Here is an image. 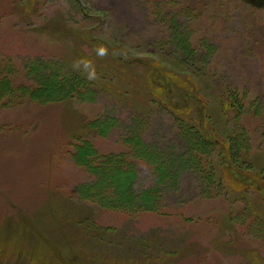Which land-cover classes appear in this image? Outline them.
Instances as JSON below:
<instances>
[{"label":"rangeland","instance_id":"rangeland-1","mask_svg":"<svg viewBox=\"0 0 264 264\" xmlns=\"http://www.w3.org/2000/svg\"><path fill=\"white\" fill-rule=\"evenodd\" d=\"M172 118L210 179L178 164L139 211L81 197L80 141L177 163ZM0 264H264V0H0Z\"/></svg>","mask_w":264,"mask_h":264},{"label":"trees","instance_id":"trees-1","mask_svg":"<svg viewBox=\"0 0 264 264\" xmlns=\"http://www.w3.org/2000/svg\"><path fill=\"white\" fill-rule=\"evenodd\" d=\"M60 88L64 90L62 86ZM50 95H53V93L48 92L45 97ZM172 121L178 131H181L186 138L189 134V142H192L187 143V146H190L187 152L189 156L180 159L177 163L169 159L163 165H160V159L157 158L153 151L149 150L147 152L145 145L142 144L135 134L131 135V139L127 138V136L124 138V141H128V152L111 151L107 154L99 155L90 142L86 140L80 141L76 145V150L82 160L80 163L85 165L92 175V182H89L88 187L82 188L81 192L83 194H81V197L84 200L99 203L106 208L139 211L155 207V204L163 196L166 187L176 180V176L173 173L174 169L178 170V164H180V168L192 170L200 180L206 181L210 179L213 172L210 168L211 165L207 166L205 164L203 148L205 145L212 143V141H209L203 134L183 120L172 118ZM93 122L96 126L97 123L101 124L99 127H101L102 134L110 131L115 125V122L111 119L103 122L98 120ZM139 163L150 165L154 173L155 183L152 187L141 189L136 194L132 185L136 180Z\"/></svg>","mask_w":264,"mask_h":264},{"label":"clouds","instance_id":"clouds-1","mask_svg":"<svg viewBox=\"0 0 264 264\" xmlns=\"http://www.w3.org/2000/svg\"><path fill=\"white\" fill-rule=\"evenodd\" d=\"M82 63L84 64V67L85 68H88L89 67V65L87 64L86 61L85 62H82ZM93 76H94V73H89V79H91Z\"/></svg>","mask_w":264,"mask_h":264}]
</instances>
